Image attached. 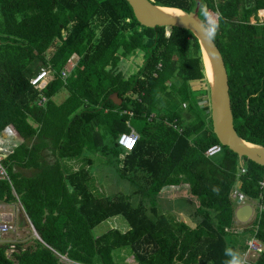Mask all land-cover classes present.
I'll use <instances>...</instances> for the list:
<instances>
[{
    "label": "trees",
    "instance_id": "trees-1",
    "mask_svg": "<svg viewBox=\"0 0 264 264\" xmlns=\"http://www.w3.org/2000/svg\"><path fill=\"white\" fill-rule=\"evenodd\" d=\"M153 3L183 11L196 5ZM205 3L224 18L215 43L234 128L264 146V22L257 17L264 0ZM137 52L141 63L124 76L120 60ZM204 63L189 29L145 27L126 0H0V134L10 126L17 139L1 162L7 178H0V202L20 204L39 235L34 245L23 246L19 234L1 243L0 264H126L128 254L135 264H224L225 248L242 252L252 236L263 246L252 264H264V166L226 146L205 156L219 142ZM47 69L52 80L32 87V77ZM61 89L68 96L55 104ZM130 128L138 137L125 152L117 138ZM90 155L112 158L130 190L108 196L95 190ZM178 186L197 198L194 226L156 207L170 198L162 189ZM234 191L253 206L245 223L234 219ZM113 217L127 228L95 230Z\"/></svg>",
    "mask_w": 264,
    "mask_h": 264
},
{
    "label": "water",
    "instance_id": "water-1",
    "mask_svg": "<svg viewBox=\"0 0 264 264\" xmlns=\"http://www.w3.org/2000/svg\"><path fill=\"white\" fill-rule=\"evenodd\" d=\"M126 1L132 9L134 17L141 25L145 27L187 28L197 37L202 57L205 53L212 67V81H209V108L213 133L216 135L218 142L235 152L239 159L246 158L251 162L264 166V146L243 140L234 128L228 76L218 46L215 41L211 44L203 41L199 36V32L193 27V24L198 22L199 0H194L196 5L192 11L180 10L186 14L183 18L164 12L160 9V6L153 3V0ZM110 98L117 105L121 101L116 93L111 94ZM251 214L252 207L249 204L238 205L233 211L234 219L241 223L246 222Z\"/></svg>",
    "mask_w": 264,
    "mask_h": 264
},
{
    "label": "rangeland",
    "instance_id": "rangeland-1",
    "mask_svg": "<svg viewBox=\"0 0 264 264\" xmlns=\"http://www.w3.org/2000/svg\"><path fill=\"white\" fill-rule=\"evenodd\" d=\"M261 12L262 11L258 12V18L259 20L264 22V12L263 13ZM250 19L251 21H254V17H250ZM165 34H168V32H166ZM141 56H142L141 53L137 52V54L134 56H129L128 58L120 60L118 64V68L121 70L124 76H126L128 73L134 70L135 67L141 63V60H142ZM75 61H76V57L70 59L67 63V66L71 68L74 64L73 62ZM67 96H68L67 91L64 89H61L52 97V101L55 104H58ZM208 98H209V95H208ZM198 101L200 104L206 103L207 96L204 95V96L199 97ZM87 155L88 153H84V156H87ZM89 157L92 159V164L89 166V170H90V175L93 181L92 186L94 187L95 190L104 194L105 196L112 195V194H123L125 191L130 190L131 188L130 186L123 184L117 178L118 174L116 172V163L112 160V158L110 159L108 157H100L99 155H90ZM119 158L123 159V155H120ZM49 159L50 158H47V160ZM160 193L162 194V196H167V197L169 196L171 199L168 198L166 202H163L164 204L163 206H161L157 202L156 207L158 211H162L163 213L167 215L175 216L176 218L180 220L186 221V223H188L190 226L195 225V219L193 218V214L196 211L198 201L195 196L191 195L187 191L186 187H184L183 189L180 186L167 187V188L162 189ZM181 196H185V197H181ZM231 197H233L232 194H231ZM13 204L14 205L11 207V211H10L12 214L11 219L12 218L13 219L10 222L13 224L15 223L16 220L19 222L17 232L19 236H21L22 239L24 240L23 242H21V244L23 246L34 245L36 242V239H38L37 236L39 237L38 233L36 232V230L32 228L30 220L23 213L22 209L18 206L17 202ZM0 210L2 211L5 209L2 208V206H0ZM111 227H119L123 230L127 228L126 223L121 218L113 217L111 219H108L107 221L100 223L96 227L95 230L97 232H103ZM4 234L5 235L2 236V238L4 239L1 240L0 244L1 243L9 244L16 240L15 238L16 236L12 231H10L9 233H4ZM6 253L8 254V256H10L11 251L7 249ZM60 258L62 260H67L66 256L64 255L60 256ZM125 262L126 264H135L133 255L128 254L126 256Z\"/></svg>",
    "mask_w": 264,
    "mask_h": 264
},
{
    "label": "built area",
    "instance_id": "built-area-1",
    "mask_svg": "<svg viewBox=\"0 0 264 264\" xmlns=\"http://www.w3.org/2000/svg\"><path fill=\"white\" fill-rule=\"evenodd\" d=\"M69 68V67H67ZM68 74V70H61L59 76L61 78L66 77ZM52 80V73L47 70H40L35 76L32 77L30 80V85L37 89H42L46 83ZM45 100L43 96H40L38 103H41ZM127 112V111H123ZM9 129L11 133H9ZM138 137L137 132H135L132 128H130L127 132H122L119 134L117 142L118 144L126 151H129L133 148L135 141ZM12 139V140H11ZM132 141V146L129 147L128 142ZM17 146V139L15 137V133L10 126H6L2 134H0V148L5 149L4 151H0V178H7V173L5 171L4 166L2 165V159L6 158L10 152H12V148ZM222 145L219 143L210 144L206 147L205 156L207 158L213 157L217 155L218 152H221ZM261 188H264V180L260 182ZM233 196H236L237 199H243V195L240 192L234 191ZM6 212L0 210V240L2 236L5 235L4 233H9L10 231H14L15 226L9 220L4 218ZM254 210L252 209V214ZM249 220V219H248ZM247 220V221H248ZM246 221V222H247ZM263 249L262 243L258 241L255 236L249 237L245 242V246L242 250V254L245 255L247 259V264H252L253 260ZM8 250L11 252L14 250V245H10Z\"/></svg>",
    "mask_w": 264,
    "mask_h": 264
},
{
    "label": "clouds",
    "instance_id": "clouds-1",
    "mask_svg": "<svg viewBox=\"0 0 264 264\" xmlns=\"http://www.w3.org/2000/svg\"><path fill=\"white\" fill-rule=\"evenodd\" d=\"M260 10H264V9H259V11ZM198 11H199V17L197 18L198 22L193 24V27L199 32V34H200L199 36L203 41L211 44L212 42H214L216 40L217 35L220 31L221 22L224 19L223 14L221 12H219L218 10H216V11L210 10L208 8L207 4L205 3V0H199ZM185 15H186L185 13L180 12L177 14L176 17L183 18ZM257 17H258V13H257ZM9 133H11L10 129H9ZM4 150L5 149L0 148V151H4ZM125 152H127V151L125 150ZM212 191L214 193L218 194L219 188L213 187ZM243 197H244L243 199L239 200V199H237L236 196H233V198H235V208L241 204H249L253 209V206L250 202V199H248L245 195H243ZM18 206L22 209V206L20 204H18ZM22 211H24V210L22 209ZM31 226H32V224H31ZM32 228L34 229L33 226H32ZM224 255L227 257V259L224 261V264H247V259H246L245 255L242 254L240 251L233 249L231 247L225 248Z\"/></svg>",
    "mask_w": 264,
    "mask_h": 264
},
{
    "label": "bare ground",
    "instance_id": "bare-ground-1",
    "mask_svg": "<svg viewBox=\"0 0 264 264\" xmlns=\"http://www.w3.org/2000/svg\"><path fill=\"white\" fill-rule=\"evenodd\" d=\"M161 10H163L164 12L168 13V14H174V15H177L178 13H180V9L179 10H176L175 9H169V8H163V7H160ZM262 12H264V10H261ZM260 12V11H259ZM203 57H204V62H205V65H206V71H207V75H208V78H209V81H212V67L210 65V62L208 60V57L206 56L205 53H203Z\"/></svg>",
    "mask_w": 264,
    "mask_h": 264
},
{
    "label": "crops",
    "instance_id": "crops-1",
    "mask_svg": "<svg viewBox=\"0 0 264 264\" xmlns=\"http://www.w3.org/2000/svg\"><path fill=\"white\" fill-rule=\"evenodd\" d=\"M14 204L13 203H5V202H0V206H2V208H4L5 210H2V211H4V212H6L5 213V215H4V218L5 219H7V220H9V221H11L12 219H11V217H12V214H11V207L13 206ZM6 215H7V217H6ZM14 225H15V229H18V226H19V222L16 220L15 221V223H14ZM14 234H15V236H17L18 235V232H17V230H15L14 232H13Z\"/></svg>",
    "mask_w": 264,
    "mask_h": 264
},
{
    "label": "snow or ice",
    "instance_id": "snow-or-ice-1",
    "mask_svg": "<svg viewBox=\"0 0 264 264\" xmlns=\"http://www.w3.org/2000/svg\"><path fill=\"white\" fill-rule=\"evenodd\" d=\"M132 143H133L132 141H129V142H128L129 147L132 146Z\"/></svg>",
    "mask_w": 264,
    "mask_h": 264
}]
</instances>
